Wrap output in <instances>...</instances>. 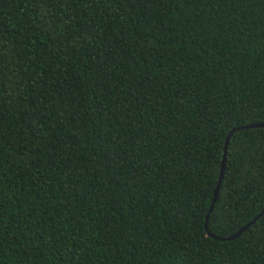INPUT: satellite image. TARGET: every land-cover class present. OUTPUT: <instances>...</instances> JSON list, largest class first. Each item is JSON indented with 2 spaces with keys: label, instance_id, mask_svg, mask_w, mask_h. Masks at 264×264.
<instances>
[{
  "label": "trees",
  "instance_id": "1",
  "mask_svg": "<svg viewBox=\"0 0 264 264\" xmlns=\"http://www.w3.org/2000/svg\"><path fill=\"white\" fill-rule=\"evenodd\" d=\"M263 122L264 0H0V264H264Z\"/></svg>",
  "mask_w": 264,
  "mask_h": 264
},
{
  "label": "water",
  "instance_id": "2",
  "mask_svg": "<svg viewBox=\"0 0 264 264\" xmlns=\"http://www.w3.org/2000/svg\"><path fill=\"white\" fill-rule=\"evenodd\" d=\"M254 128H264V122L263 123H259V124H254V125H250V126L243 127L240 130L254 129ZM235 131L236 130L232 131L229 134V136H228V138L226 140V144H225V148H224V156H223L222 168H221V172H220V176H219V181H218V184H217V187H216V190H215L214 200H213V203H212L211 208L209 210V214L207 216V223H208V220L210 218V215L212 214V212L214 210V206H215V203H216L217 198H218V195H219V191H220V188H221V185H222V181H223L224 174H225V169H226V158H227L228 146H229L231 137H232V135L234 134ZM262 215H264V212L258 218H256L255 220H253L250 224H248L247 226H245L244 228H242L239 232H237L236 234H234V235H232L230 237H227V238H218V237H216V236H214V235H212L210 233H209V235L212 236L213 238L219 239L221 241H232V240H235L238 237H240V235L243 232H245L246 230H248L254 223H256V221ZM207 223H206V229L208 230Z\"/></svg>",
  "mask_w": 264,
  "mask_h": 264
}]
</instances>
